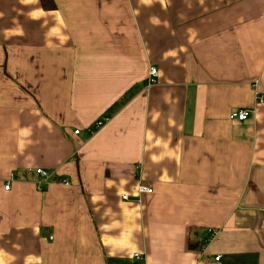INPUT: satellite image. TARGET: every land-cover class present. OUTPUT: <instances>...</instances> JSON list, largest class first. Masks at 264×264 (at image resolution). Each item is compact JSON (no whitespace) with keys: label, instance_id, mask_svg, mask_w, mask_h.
Segmentation results:
<instances>
[{"label":"crops","instance_id":"0c3cea01","mask_svg":"<svg viewBox=\"0 0 264 264\" xmlns=\"http://www.w3.org/2000/svg\"><path fill=\"white\" fill-rule=\"evenodd\" d=\"M54 2L0 0V264H264V0Z\"/></svg>","mask_w":264,"mask_h":264},{"label":"built area","instance_id":"2783aa9c","mask_svg":"<svg viewBox=\"0 0 264 264\" xmlns=\"http://www.w3.org/2000/svg\"><path fill=\"white\" fill-rule=\"evenodd\" d=\"M150 82L153 83L155 81V77L157 76V68L156 67H152L150 69ZM255 86H257V84H255ZM261 98L263 97L262 95H260ZM249 110L248 109H245V108H241L239 110H235V111H232L231 114H230V118L231 119H239V120H245L248 118L249 116ZM107 118H104V119H100L98 120L94 127L93 128H99L101 126L104 125L105 123V120ZM79 129H76L75 130V133H79ZM35 172L40 175V176H43L45 178H48L50 175L49 173H47L43 168H36L35 169ZM65 182L69 183L67 180H65ZM10 185L9 184H6L5 188L6 189H9ZM153 192V187L152 186H149V185H145V184H141L139 187H138V193L139 195L141 194H144V193H152ZM123 198L125 199H129V196L128 195H124ZM137 256H139V254L137 253L136 254ZM219 257L220 256H217L216 257V260H219Z\"/></svg>","mask_w":264,"mask_h":264},{"label":"trees","instance_id":"16d2710c","mask_svg":"<svg viewBox=\"0 0 264 264\" xmlns=\"http://www.w3.org/2000/svg\"><path fill=\"white\" fill-rule=\"evenodd\" d=\"M41 1H42L43 6L46 9H53L55 7L54 0H41ZM128 98H129V96H125V98H123L121 100V102H123V101L125 102ZM121 102H118L117 104L120 105Z\"/></svg>","mask_w":264,"mask_h":264}]
</instances>
